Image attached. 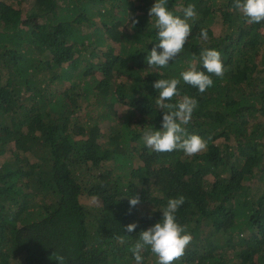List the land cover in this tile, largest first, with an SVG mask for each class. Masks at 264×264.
Instances as JSON below:
<instances>
[{"label": "trees", "instance_id": "16d2710c", "mask_svg": "<svg viewBox=\"0 0 264 264\" xmlns=\"http://www.w3.org/2000/svg\"><path fill=\"white\" fill-rule=\"evenodd\" d=\"M154 3L0 0V264H57L54 253L66 264H136L139 233L180 195L176 219L193 239L175 264H264V22L247 24L232 0H168L181 18L195 5L191 34L168 67H148ZM205 48L220 52L224 77L204 93L181 79L166 102L197 100L183 127L207 148L155 152L143 140L162 130L153 83L193 63L207 74Z\"/></svg>", "mask_w": 264, "mask_h": 264}, {"label": "clouds", "instance_id": "9594fccd", "mask_svg": "<svg viewBox=\"0 0 264 264\" xmlns=\"http://www.w3.org/2000/svg\"><path fill=\"white\" fill-rule=\"evenodd\" d=\"M168 0H155L149 9V16L155 17L156 37L158 44L152 48L146 58L148 67L166 68L169 62L175 60L180 55L191 34L189 20L196 17L195 5L189 4L182 8L183 18L174 15L167 7ZM230 11L238 12L247 24H257L264 22V0H232ZM131 20L129 30L139 23L138 19L129 15ZM200 37L207 41L208 31L202 28ZM157 48L161 51H157ZM205 71L197 70L193 63L190 68L180 73V78L159 79L153 83V87L159 91L156 104L159 109H163L162 130H152L148 128L143 132L145 145L155 152L181 151L188 157H193L207 148V141L196 134L188 135L184 125H187L193 112L198 107L194 97L184 95L177 103H170L174 97H179L178 85L181 79L184 83L198 89L204 93L212 87L213 76L223 78L225 67L221 59V54L214 48H205L200 53ZM211 139V137H209ZM185 196L169 198L166 206L162 209V219L153 226L142 230L139 238L130 251L136 264H143V253L150 250L157 257V264H175L185 254L188 245L193 237L187 231V226L177 222L176 213L185 203ZM92 203L101 205L98 196L91 198ZM131 206L140 203L139 196L129 198ZM137 223L126 225V231L132 232L137 228ZM122 239V238H119ZM57 264H66L67 259L63 255L53 254Z\"/></svg>", "mask_w": 264, "mask_h": 264}, {"label": "rangeland", "instance_id": "374dc122", "mask_svg": "<svg viewBox=\"0 0 264 264\" xmlns=\"http://www.w3.org/2000/svg\"><path fill=\"white\" fill-rule=\"evenodd\" d=\"M139 13H141L142 11L141 10H138ZM213 30H214V33H219L220 30H221V26L219 23H217L214 27H213ZM81 69V68H80ZM88 76V74H87ZM90 77V76H88ZM119 107V106H118ZM128 107L127 106H124V107H119V110L121 112L124 111V109H127ZM10 154V152L8 151V153L5 155V156H8ZM4 158V157H1V159ZM211 178V177H210ZM212 179V178H211ZM92 196H85L84 198H82V202L87 204V205H94V206H99V205H95L92 203V200H91Z\"/></svg>", "mask_w": 264, "mask_h": 264}]
</instances>
